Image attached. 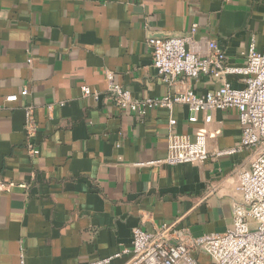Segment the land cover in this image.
<instances>
[{"label":"crops","instance_id":"crops-1","mask_svg":"<svg viewBox=\"0 0 264 264\" xmlns=\"http://www.w3.org/2000/svg\"><path fill=\"white\" fill-rule=\"evenodd\" d=\"M193 24L196 46L206 54L214 41L229 65H244L252 42L264 53V0H0V103L28 89L0 109V264H126L135 228L199 237L231 227L254 151L214 153L239 143L237 111L189 123L174 105L139 119L107 91L108 75L137 99L213 91L220 82L207 76L169 86L152 65L149 40L189 35ZM170 134L211 137L209 158L158 163Z\"/></svg>","mask_w":264,"mask_h":264},{"label":"built area","instance_id":"built-area-1","mask_svg":"<svg viewBox=\"0 0 264 264\" xmlns=\"http://www.w3.org/2000/svg\"><path fill=\"white\" fill-rule=\"evenodd\" d=\"M196 28L193 24L186 36L151 38L152 65L169 86L177 80L191 81L207 76L220 82L213 91L198 95L186 88L160 98L137 99L130 91L113 83L108 75L110 98L118 111L139 119L151 109L171 110L174 105H183L189 111V123L197 122L201 114L204 122L209 123L212 111L234 109L241 127L240 141L235 147L217 150L214 154L220 157L252 149L254 157L249 168L238 173L236 189L241 200L232 206L230 228L199 237H191L187 230H175L174 225L167 224L150 232L135 228L130 248L122 250V254L130 256L126 264H202L200 256L206 257L209 264H264V53L252 42L244 54V65H229L224 52L214 41H206V54L196 46L192 38ZM229 76L242 78L243 87H233ZM80 90L85 97L95 100L99 97V91L87 85L81 86ZM27 95L28 89L24 88L18 95L5 97L0 109ZM31 115V110L25 109L28 131L34 125ZM170 124L174 125L175 121L171 120ZM210 138L204 134L193 137L170 134L166 157L158 163L171 166L203 164L209 158ZM31 152L38 154L37 150Z\"/></svg>","mask_w":264,"mask_h":264},{"label":"water","instance_id":"water-1","mask_svg":"<svg viewBox=\"0 0 264 264\" xmlns=\"http://www.w3.org/2000/svg\"><path fill=\"white\" fill-rule=\"evenodd\" d=\"M154 38H162V37H154Z\"/></svg>","mask_w":264,"mask_h":264}]
</instances>
